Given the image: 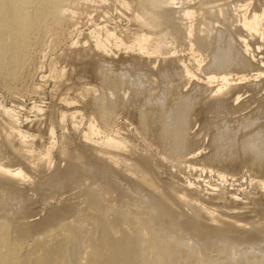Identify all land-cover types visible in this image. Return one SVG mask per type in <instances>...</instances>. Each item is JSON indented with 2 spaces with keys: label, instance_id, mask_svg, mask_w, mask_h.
<instances>
[{
  "label": "rangeland",
  "instance_id": "rangeland-1",
  "mask_svg": "<svg viewBox=\"0 0 264 264\" xmlns=\"http://www.w3.org/2000/svg\"><path fill=\"white\" fill-rule=\"evenodd\" d=\"M176 2L179 3L175 7L177 11L188 10L194 14L190 20L179 19L184 31L191 29L190 39L183 34H175L168 25L161 22H150L148 17L144 19L148 20L149 26L142 27L134 20L138 10L136 0H69L65 15L63 14L58 25L41 36L40 44L34 48L29 61L18 71L16 77L6 79L0 76V151L11 157V171L20 168L29 176L28 182L0 186V200H4L5 205L7 203L0 208V217L9 218L13 216V210L17 206H26L27 211L23 216L27 217L23 218L25 222L35 221L38 229H42L46 223L54 228L49 219L51 220L58 210L63 211L70 199L75 202L76 211L79 214L81 212L80 215L76 212L75 216L84 215L89 202L86 197L79 195L85 191H92L94 197L99 199L96 207L99 211L102 210L101 212L107 210L110 214L113 206L127 210L124 203L117 201V193L108 194L102 191L103 183L111 182L118 187L115 177H119L116 169L109 174V171H106L107 160L95 156L93 152L95 145L101 142V139L104 140L107 134L123 138L127 142L129 152H122L123 157H146L153 177L160 186H171L175 191H186L185 193L192 197L198 196L202 204L224 214V217L235 214L233 217L238 215L240 220L257 224L252 229L248 226L247 230L257 231L258 239L259 236L264 237V226H260V222H264V169L257 167L259 158L245 160L243 156H237V166L231 169L217 162L220 149L215 148L213 144V140H217V135L223 131H230L238 143L244 137L249 140L255 138L258 131L264 128V37L260 36L264 30L263 21L259 24V31L255 36L248 37L241 31L239 38L234 37L232 46L239 53L244 46L241 41L244 40L249 45L245 58L247 57L253 66L249 69H230L226 68V65L224 71L228 72L230 83L220 93L216 91L224 71L210 66L213 54L221 45V40L214 41L215 37L220 33L223 38L226 37L228 30L234 33L235 28L240 25L238 21L243 17L251 18L254 14H263L264 20V0ZM108 31L113 33L116 39H110L106 52L103 53L95 47L96 40H104ZM141 33L150 35L153 39L157 35L167 34L166 47L161 54L145 55L137 50H125L123 44H129L135 35ZM203 39L212 43L208 47L200 48L196 40ZM193 56L200 62L199 67ZM183 64L189 67L193 77L183 80L177 77ZM209 77H215L210 85L207 84ZM134 82L138 83L139 87L133 86ZM87 89L90 91L87 92ZM168 91L169 101H165L163 95ZM99 94H106L117 104L108 122V128L99 120V105L96 100ZM182 97L186 99V103L193 104L186 122L183 142L191 141V137L193 142L190 143L191 150H183V153L171 157L170 151L162 148L158 141L159 124H150L142 131L137 117L139 111L146 114L168 111L171 100ZM10 111L15 114L13 120L8 115ZM152 121H155V118ZM10 123L25 134L24 138H7ZM89 124L101 132L87 142L83 135ZM24 140L31 152L27 162L13 154V150L22 148L19 141ZM100 145L98 144L96 149H99ZM79 147H83L87 152L82 163L94 171L95 177L91 179L92 182L86 174L79 172L72 178L73 184L68 181L66 185L65 182L64 188L61 181L63 172L68 168V159L64 158L62 152L72 153L80 149ZM48 149L50 152L46 151ZM45 152H49L50 156L47 163H43L44 168L35 167L37 171L33 170V165L39 166L45 161ZM190 155L194 158H190ZM53 174L57 177L60 175V180L55 185H50L48 176ZM123 182L132 186L131 180ZM122 183H119V187ZM12 197L14 201L10 200ZM107 198H112V201ZM16 199L24 202H18ZM11 201L16 202V205ZM62 203L64 205H61ZM175 210L191 215L181 207ZM66 218L70 221L73 219L72 216ZM199 220H202V223L207 222L205 218ZM164 223V220L159 221L157 226L160 238H157L156 242L159 250L170 247L178 236L185 235L186 239L180 248L189 253L192 264H222L226 260L234 262L239 259L240 255L233 250L227 251L221 245L208 244L203 238L202 241L195 239V233L189 230V226L168 220ZM83 227L86 228V225L83 224Z\"/></svg>",
  "mask_w": 264,
  "mask_h": 264
},
{
  "label": "bare ground",
  "instance_id": "bare-ground-1",
  "mask_svg": "<svg viewBox=\"0 0 264 264\" xmlns=\"http://www.w3.org/2000/svg\"><path fill=\"white\" fill-rule=\"evenodd\" d=\"M68 1L69 0H0V76L2 75V77L6 79H14L16 77L18 71L23 69L25 64L29 61L34 48L40 44L41 36L58 25L63 14L65 15L67 12L65 7ZM176 1L177 0H136L138 10L136 11L134 20L139 22L142 27H148V20L144 19L148 17V19L151 20L150 22H161L163 25H168L175 34H183L186 38L190 39L192 37L191 29L188 28L184 31L182 25L179 23V19L183 18L190 20L193 18L194 14L188 10L177 11L175 7L179 3ZM262 19L263 14H254L251 18L243 17L238 21L240 25L235 28L234 33L228 30L229 33L226 34L224 38L221 33L218 34L214 41L218 42L221 40V45L217 47V52L213 54L210 66L221 68L223 71L230 67H238L237 69L248 67L247 69H249L251 64L248 58H245L247 55L246 53H248L249 45L245 43L244 40L241 41L244 46L239 53L236 48L232 46V42L234 41V37L239 38L241 31L246 33L248 37L255 36L259 31V24L262 21L264 23ZM166 36L167 34H160L153 39L150 35L141 33L135 35L129 44H123V46L125 50H137L139 53L145 55L161 54L166 47ZM260 36L262 38L264 37V30ZM110 39L115 40L116 36L108 31L104 40L97 38L95 47L103 51V53L106 52L108 47L107 43H109ZM196 41L197 46L200 48L208 47L212 43V41L208 43L206 39ZM191 45L193 46V44ZM193 58L194 60L196 59L194 56ZM195 62L198 63L199 67L200 62L196 60ZM226 65H228V67L225 68ZM252 66L250 68H252ZM254 68L256 67L254 66ZM258 69L259 67L257 70ZM225 71L222 72L220 76L219 80L221 84L216 91L217 93L222 92L223 89L229 86L230 80L228 79V72ZM240 72H242V70ZM193 76L194 74L189 67L184 64L181 67V73L177 74V77L182 80L183 78H190ZM213 80H215V77L207 78V84L210 85L214 82ZM239 80L242 79L239 78ZM133 86L139 87V84L134 82ZM86 91L89 92L90 90L87 89ZM169 92L170 91L163 95V100H167ZM96 100L99 105V120L106 128L113 111L117 108V104L106 94H99ZM167 101H169V99ZM218 102H220V99ZM170 105L168 111L160 114H146L139 111V114L137 113V118L139 119L142 131L150 124H159L158 141L162 145V148H166L170 151L169 154L172 157L173 155L183 153V150L184 152L189 148L191 150L190 143L193 137H191V141L189 142H183V140L186 122L193 108V104L186 103V99L182 97L178 100H171ZM10 112L11 113L8 115L11 120H13L15 114L12 111ZM153 118H155V121H152ZM86 130L83 139L87 142L90 141L93 136H98L100 131L95 129L94 125L92 126L90 124ZM263 134L264 128L258 131V136L255 138L249 140V138L247 139L244 137L240 142L236 143L230 131L221 132L217 135V140H213L215 148L220 149L217 162H221L224 166L232 169L237 166V156H243L245 160H252L258 157L259 161L257 162V167L264 169ZM24 135L13 123H10L7 138L22 139ZM112 136L106 134L104 140L101 139L102 143H98L101 144L99 146L100 148L96 149L98 145L96 144L93 152L96 154L95 156L107 160L108 165L106 171H109V174L116 169L119 175V177L110 175V177L114 176L116 178L118 187L114 185V183L105 182L106 184H102V191L108 194L117 193V201L124 203L127 210L120 207L117 208L118 206L113 208V204V207L111 206L112 210L110 208V214L107 213V210L106 212H101L102 210L100 209L101 211H99L96 207L98 198H96V196L94 197L92 191H85L87 189H83L85 192L80 193L79 196L86 197L89 202V204L86 203L88 206L85 209V213L83 211V216H75L77 212L74 207L75 202L73 203V199H70L63 208V211L60 210L59 212L57 209L58 211L55 214H51L52 217L51 220L49 219V222H53L52 224L55 226V229L51 225L47 226L49 223H46V226L42 224V229H38V225L34 224L35 221L34 223L25 222L24 219L27 217L24 218L23 216L27 211L26 206H20L18 204L19 206H17L15 210H13L14 208L12 206L11 210L14 211L13 216L10 210L11 217H0V264H192L189 253L186 250V252H184L180 248L181 243L186 239L185 235L184 237H182L183 235H180V237L178 236L170 247L161 250L158 249L156 240H158L157 238H160V236L157 226L158 222L162 220H164V224H166V220H168L176 224L181 223L189 226V230L195 233V239L199 241H202V238L204 240L206 239L205 241L208 244L221 245L227 249V251L230 249L238 256L240 255L238 260L234 262L226 260L222 264H264V237L259 236L258 239L257 231L253 232L247 230L248 226L252 229V227H256L257 224H250L242 219L240 220L239 217L237 218V214L236 217H233L235 214L230 217H224V214L220 212L219 214L202 204L198 196L192 197L185 193L186 191H175L171 189V186V188H166L165 184V187H163V185L160 186L153 177V171L147 163V158L123 157L121 153L129 152V145L123 138L120 139L114 135ZM19 144L22 148L15 151L13 150V154H15L14 156L17 155L21 160L26 161V159L29 158L28 155L31 154L28 149L29 147L25 140L19 141ZM26 148L28 150H26ZM79 148L80 149L77 148L78 150L72 153L66 151L62 152L64 158L68 159V168L63 172V181H61V186L64 188L65 182L66 185H68L67 182H71L75 174L79 172L86 174L90 180L95 177L94 171H92L91 168H87L82 163L87 156V152L82 149L83 147ZM46 151H49V149ZM49 152L43 154L45 161L41 162L39 166L31 163L33 165V168L32 165H30L31 168L36 171L37 169L44 168V164L49 160ZM186 153L188 152L186 151ZM191 157L194 158L193 155H190V158ZM12 159H14V157H12ZM10 163L11 157L9 155L6 156L0 151V186L8 183L28 182L29 176L24 173L23 169L18 168L16 171H11L9 169ZM95 166L97 167V165ZM35 167L37 169H35ZM186 168H188V166H186ZM192 168L194 169L195 167ZM219 175L221 178H224L222 174ZM59 176L60 175H58V177L54 176V174L51 177L48 176L50 185L58 183L60 180ZM126 180H131L132 186L126 185L123 182ZM119 183H122L121 187H119ZM97 185H99V183ZM98 188L99 187H97V189ZM71 193L74 194V192ZM74 197L76 198V196ZM20 199H16V201ZM10 200L14 201L13 197ZM12 203L16 205V202ZM4 205L5 201L1 199L0 208H3ZM61 205L64 204L62 203ZM82 206L83 205H81V207ZM180 207L182 210H188L191 215L188 216L184 211L179 210V212H177L178 210H175L177 208L180 209ZM79 209L77 210L79 211ZM77 214L79 213L77 212ZM68 216H72L73 219L71 221L68 220V218H66ZM200 218H205L208 224L207 222L202 223V220H199ZM28 221L31 220L29 219ZM83 224L86 225V228L83 227ZM261 225L264 226V222H260V226Z\"/></svg>",
  "mask_w": 264,
  "mask_h": 264
}]
</instances>
